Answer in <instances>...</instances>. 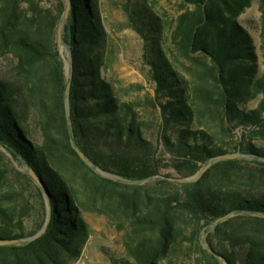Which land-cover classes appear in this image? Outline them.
Returning a JSON list of instances; mask_svg holds the SVG:
<instances>
[{"label":"trees","instance_id":"1","mask_svg":"<svg viewBox=\"0 0 264 264\" xmlns=\"http://www.w3.org/2000/svg\"><path fill=\"white\" fill-rule=\"evenodd\" d=\"M69 1L62 36L78 148L129 180L188 177L215 160L190 182L129 184L92 170L66 120L56 43L63 0H0V56L13 59L0 71V144L37 178L0 149V264H70L92 234L84 212L106 215L121 231L123 254L106 252L110 264H264V0L258 45L238 21L252 0H176L182 11L172 22L149 0H124L152 89L141 99H126L112 74L101 0ZM235 152L244 157L218 159ZM43 195L45 231L2 243L42 227Z\"/></svg>","mask_w":264,"mask_h":264},{"label":"rangeland","instance_id":"2","mask_svg":"<svg viewBox=\"0 0 264 264\" xmlns=\"http://www.w3.org/2000/svg\"><path fill=\"white\" fill-rule=\"evenodd\" d=\"M123 1L101 0L103 3V22L109 31L110 40L115 50L112 74L118 79L121 86L127 87L124 94L126 99H141L146 95V92H152V89L142 69V41L139 35L126 25L125 14L121 8ZM149 2L157 14L166 22H172L175 16L182 11L176 0H149ZM238 21L244 24L258 45L261 40L259 37L261 26L260 0H252L251 5L238 17ZM257 50L260 52V48ZM259 59L261 60L260 68L264 70L262 56ZM12 60L10 56H0V71L8 72L12 67ZM178 67L186 76L189 75L183 65L179 64ZM65 74H67L66 70ZM17 162L19 165H23V163ZM156 180L157 178L146 182V184H153ZM83 215L91 226L92 234L88 237L81 255L70 264H110L106 252L123 254L121 231L104 214L84 212Z\"/></svg>","mask_w":264,"mask_h":264},{"label":"water","instance_id":"3","mask_svg":"<svg viewBox=\"0 0 264 264\" xmlns=\"http://www.w3.org/2000/svg\"><path fill=\"white\" fill-rule=\"evenodd\" d=\"M63 2H64V10H63L61 18L59 20L58 26H57L56 43H57V49H58L59 54H60L62 61L64 63V68L67 71V74H65L66 75V86H65L64 98H65V104H66V120H67V125H68V130H69L70 143H71L72 147L75 149V151L78 153L80 158L85 162V164H87L92 170H94L95 172H97L101 176H104V177H107V178H110V179H113V180H116L119 182H123V183L145 184L146 182L153 181L154 179L159 178V177L160 178H166L168 180L175 181V182H190V181L198 180L201 177V175L204 173V171L211 165V163L215 159H209L207 161V163L203 167H201L195 174L188 176V177H180V176L169 177V176H165V175H156V176H151V177H149L147 179H143V180H129V179H125L121 176L114 175V174H111V173H108L106 171L101 170L99 167H97L89 159V157L82 150H80L78 148V146L75 143L72 121H71V117H70L69 109H68V96H69L71 78H72L71 51H70L69 45L64 42L63 36H62L64 23L69 16L70 1L69 0H63ZM0 149L12 160V162L16 168H18L19 170L27 172L29 175H31V177L33 179L37 180L34 172L31 169L27 168L25 165H22V166L19 165L17 160L13 157L12 153L7 148H5L3 145L0 144ZM243 157H244V155L240 154L239 152H235V153L224 154V155L218 157V159L219 158L237 159V158H243ZM43 197H44L45 206H46V218H45V221H44L42 227L35 234H33L31 236H28V237L22 238V239L7 240V241H4L2 243L22 245L24 243H27V242L37 238L38 236H40L45 231L46 226H47L48 221H49V218H50V203H49V200H48L46 195H43ZM221 220H222V218L215 220L213 225H216ZM205 237H206V233L202 234L201 242H202L203 247L208 249V246L205 243Z\"/></svg>","mask_w":264,"mask_h":264}]
</instances>
